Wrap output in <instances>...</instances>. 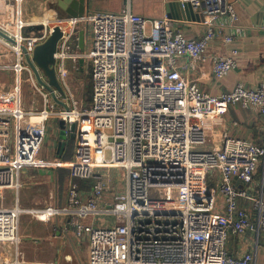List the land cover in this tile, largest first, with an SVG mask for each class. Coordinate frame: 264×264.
<instances>
[{
    "label": "built area",
    "instance_id": "built-area-1",
    "mask_svg": "<svg viewBox=\"0 0 264 264\" xmlns=\"http://www.w3.org/2000/svg\"><path fill=\"white\" fill-rule=\"evenodd\" d=\"M11 1L0 0L8 8L6 12L0 9V15L14 21L21 17L22 0ZM179 1L189 4L198 16L205 28L201 37H185L175 30L172 18L147 19L129 8L45 19L33 23L42 25L41 30L30 32L24 30L30 24L21 20L16 34L0 25L15 41L0 37L13 58L9 67L0 63V68H9L18 76L29 70L23 49L31 54L54 28L60 29L55 70L71 107L61 109L57 117L64 122L66 137L75 125L70 161L40 159L49 107L39 111V122L32 123V112L19 101L6 100L0 86V194L19 191L24 168L68 169L64 206L25 211L16 202L0 208V246H8L10 252L2 264H22L18 226L23 212L39 220L68 216L64 222L73 227L75 237L88 243V264H253V252L231 256L226 241L229 233H249L257 240L264 231V179L259 195L253 198L233 183L235 177L252 181L264 150L227 134L220 137L219 147L203 148L208 143L207 122L224 114L230 105L255 107L264 116V86L249 89L237 84L227 93L212 96L182 75L184 70L195 69L208 44L237 21V14L227 0ZM80 31L84 32L82 50ZM222 41L230 44L233 35H224ZM209 59L216 80L235 67L232 56ZM84 60L90 63L88 109L75 99L68 83L69 69L78 70ZM18 83L17 78L14 85ZM15 89L14 100L18 96ZM43 100L49 104L47 95ZM105 168L123 171L120 192L110 186L111 176L101 171ZM214 176L216 184L210 185ZM78 180L90 181L85 197ZM109 190L111 202L102 208ZM158 194L164 197L154 199ZM239 198L250 200L249 209L238 205ZM99 214L111 216V224L82 222Z\"/></svg>",
    "mask_w": 264,
    "mask_h": 264
},
{
    "label": "crops",
    "instance_id": "crops-1",
    "mask_svg": "<svg viewBox=\"0 0 264 264\" xmlns=\"http://www.w3.org/2000/svg\"><path fill=\"white\" fill-rule=\"evenodd\" d=\"M60 0H22L20 4L21 20L25 24H33L44 19L59 18L61 12H57L58 2ZM63 1V0H61ZM85 10L118 12L123 8H129L133 13L139 14L147 19L161 18L170 16L174 19V28L189 39L199 38L204 34L205 28L198 23V16L192 14L187 16L183 11L175 10L170 5L179 2V0H84ZM233 4L237 14V21L226 26L207 46L204 59L196 63L195 69H187L182 75L190 81L196 82L199 87L212 96H218L231 91L237 84H241L249 89H257L264 86V0H227ZM170 4V5H169ZM26 31V29H24ZM233 35V41L230 44H224L222 37L224 35ZM236 50V55L232 51ZM213 55L227 57L232 56L235 61V67L222 79L216 80L211 74L210 57ZM0 54V62L9 67L12 63L9 59L3 58ZM5 59V60H4ZM71 69H69L70 72ZM0 86L6 100L11 104L19 101L25 110L32 112L33 115L39 114L44 107H49V118L45 122V139L42 143L39 158L51 162L54 158L64 160L65 156L70 161L72 154L68 151V143L74 140L66 141L63 147L59 146L60 128L59 119L55 110L59 104H56L51 95L38 84L32 70L24 71L21 75L13 74L9 68L0 69ZM25 73V76L23 74ZM19 83L14 85V80ZM91 82V81H90ZM24 84L27 87L24 88ZM16 95L13 98V91ZM43 90V91H41ZM71 93L72 88H70ZM67 93V92H66ZM68 94V93H67ZM47 95L49 104H45L43 97ZM74 96V95H73ZM12 97V98H11ZM47 101V102H48ZM69 101V100H67ZM208 143L203 149L219 147V139L223 134L231 138L250 141L264 150V116L255 107L243 108L238 104L230 105L227 111L207 122ZM61 167H38L24 168L21 171V187L17 195V204L25 211L41 209L46 206L62 207L65 204L66 190L68 185V170ZM111 176L110 183L113 181ZM264 179V153L257 161V167L254 171L252 181L248 184V197H257L259 195L260 184ZM217 176L209 180L210 185H215ZM82 196H87L90 189V181L78 180ZM111 186V184H110ZM63 188V189H62ZM242 189V186H237ZM62 189V190H61ZM112 191H106L101 203L104 208L111 202ZM238 205L244 209H249V199H238ZM23 214H28L23 212ZM31 215V214H30ZM20 217L18 226L19 238H30L39 240L47 237V242L52 243L55 248V264H69L71 259L81 261L84 258L85 264H88V243L86 240H79L75 237L73 227L66 221L68 216H55L50 220H39L43 222H29L25 227ZM103 217V218H102ZM103 214L89 216L83 219L84 224H93L97 226L110 225L111 222H99L104 219ZM105 221V220H104ZM66 228V230H64ZM8 246H0V264L8 257L10 252ZM19 249V247H18ZM227 252L234 257H239L245 252H253V264H264V231L256 240L252 234L246 233L241 236L228 234L226 241ZM14 248L12 249V255ZM18 260L22 264H28L24 260ZM36 263V262H35ZM31 263V264H35ZM77 264V263H75Z\"/></svg>",
    "mask_w": 264,
    "mask_h": 264
},
{
    "label": "rangeland",
    "instance_id": "rangeland-1",
    "mask_svg": "<svg viewBox=\"0 0 264 264\" xmlns=\"http://www.w3.org/2000/svg\"><path fill=\"white\" fill-rule=\"evenodd\" d=\"M11 4H13V0L11 1ZM59 16L60 17H68V15H66V14H61ZM0 19H1L0 23L2 24L4 29L16 34V32H15L16 30L15 29L13 30V27H15V25H17V23L19 24L21 22L22 18L18 16L17 19H15L14 21H11V19L8 18L7 16H5V15L1 16L0 15ZM43 21H44V19H43ZM0 54H2L3 58L9 59L10 61H12V59H13L11 53L7 50V48L2 43H0ZM3 58L1 60H3ZM78 66H79L78 70H73L70 68L71 70H70L69 76H68V83H69L70 88H72V92H73L75 99L79 101V103L82 105L83 109H88L91 101H88V99H87L89 97H88L86 90H87V87L91 84L90 83V63L87 60H84L82 63H79ZM23 76H25V73L23 74ZM25 87H27L26 84H24V88ZM63 91L66 95L67 93H66V90L64 88H63ZM58 99L61 100V97H58ZM67 103H68V107H71V103L69 101H67ZM61 109H63V107L61 105H58V107L55 111L59 112ZM67 140H69V138ZM73 144L74 143L72 141H70V143H68L69 147H68V151H67L66 155H68L69 153L72 154ZM56 159H59V158H54V160H56ZM65 162L67 163L68 161H65ZM57 168H59V167H57ZM63 168L68 170L67 167H62L60 169H63ZM101 171H103L107 174H111L113 176L112 177L113 181H112V183H110L111 187L114 188V191L120 192V189L123 188V185H124L123 184V171L121 169H115V168H105V169H102ZM20 184H21V182H20ZM76 184L79 188L78 181H76ZM17 195H18V193L13 191V190L2 191L0 194V208H10V207L14 206L17 202V198H18ZM157 197L163 198L164 196L158 194L156 197H154V199ZM111 218H112L111 216L104 217V219L102 221H99V222H107ZM21 222H26V223H24V226L27 227L29 222H43V221L37 220L35 217H33L30 214H23L20 217V228H21ZM48 240L49 239L47 237L40 239V241L39 240H31L30 238L25 239V238L21 237V239L18 243L19 259L21 261L24 260L28 264L35 263V262L36 263H39V262H56V257L54 255L56 246H54L52 243L47 242ZM11 247L13 248L12 245H11ZM68 263L69 264H75V263L85 264V261H84V258L81 257V261H77L76 259L75 260L71 259Z\"/></svg>",
    "mask_w": 264,
    "mask_h": 264
},
{
    "label": "water",
    "instance_id": "water-1",
    "mask_svg": "<svg viewBox=\"0 0 264 264\" xmlns=\"http://www.w3.org/2000/svg\"><path fill=\"white\" fill-rule=\"evenodd\" d=\"M84 0H63L59 1L58 5L67 12L68 17L77 18L82 17L87 11L85 10ZM170 5V4H169ZM176 11H183L187 16H192V8L187 3L176 2L170 5ZM167 17L170 16L167 14ZM42 25L30 24L26 27V32L41 30ZM62 33L59 28H54L49 37L42 43L37 44L32 50L31 54L23 49L25 62L32 70L38 84L42 86L52 97L56 104L61 105L64 109L68 110V104L66 103V95L63 88L57 78L55 70V53L57 49L58 41L60 40ZM79 48L83 49L84 32H79ZM0 37L4 40L14 43L15 41L7 34L0 30ZM82 63V61H80ZM61 97V100L58 99ZM60 139L59 146L63 147L68 138L74 140L75 138V125L71 126V133L68 137L65 136V125L63 121H59ZM233 183L236 186H242L243 191L247 192L248 184L237 177L234 178Z\"/></svg>",
    "mask_w": 264,
    "mask_h": 264
},
{
    "label": "bare ground",
    "instance_id": "bare-ground-1",
    "mask_svg": "<svg viewBox=\"0 0 264 264\" xmlns=\"http://www.w3.org/2000/svg\"><path fill=\"white\" fill-rule=\"evenodd\" d=\"M0 9H3L5 12L7 11V7H5L3 4H0ZM1 20V19H0ZM43 21V20H42ZM0 25H2L1 23H0ZM5 25V24H4ZM19 27H20V25L18 24V25H15V27H13V30L15 29H19ZM41 120V117L39 116V115H32L31 116V122L32 123H37V122H39Z\"/></svg>",
    "mask_w": 264,
    "mask_h": 264
},
{
    "label": "trees",
    "instance_id": "trees-1",
    "mask_svg": "<svg viewBox=\"0 0 264 264\" xmlns=\"http://www.w3.org/2000/svg\"><path fill=\"white\" fill-rule=\"evenodd\" d=\"M91 83V82H90ZM87 94H88V101H91V93H92V90H91V84L87 87V90H86ZM64 160H67V158L65 157Z\"/></svg>",
    "mask_w": 264,
    "mask_h": 264
},
{
    "label": "flooded vegetation",
    "instance_id": "flooded-vegetation-1",
    "mask_svg": "<svg viewBox=\"0 0 264 264\" xmlns=\"http://www.w3.org/2000/svg\"><path fill=\"white\" fill-rule=\"evenodd\" d=\"M57 12L65 13L67 15V12L61 8V6H58Z\"/></svg>",
    "mask_w": 264,
    "mask_h": 264
}]
</instances>
